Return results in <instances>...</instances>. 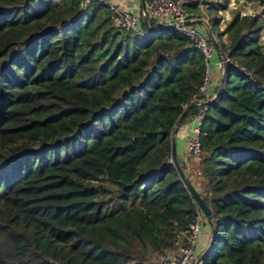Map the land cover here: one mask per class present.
Returning <instances> with one entry per match:
<instances>
[{
	"label": "trees",
	"instance_id": "obj_1",
	"mask_svg": "<svg viewBox=\"0 0 264 264\" xmlns=\"http://www.w3.org/2000/svg\"><path fill=\"white\" fill-rule=\"evenodd\" d=\"M140 17L136 33L106 3L0 0V264H154L186 242L200 209L172 134L200 109L204 56ZM263 28L264 10L234 11L219 32L238 65L214 88L195 181L175 138L212 212L199 264H264Z\"/></svg>",
	"mask_w": 264,
	"mask_h": 264
},
{
	"label": "built area",
	"instance_id": "obj_2",
	"mask_svg": "<svg viewBox=\"0 0 264 264\" xmlns=\"http://www.w3.org/2000/svg\"><path fill=\"white\" fill-rule=\"evenodd\" d=\"M113 1L114 0H80V5L86 8L95 2L106 3L113 12L115 23L119 28L141 33V7L122 8L121 2L115 3ZM202 1L203 0H149L146 2V14L148 19L153 20L159 25L174 23V29L190 37L204 56L205 73L197 91L191 98V101L199 105L200 109L198 112L191 115L187 123H183L182 125L179 123L178 125V129L181 128L186 135L185 160L188 164L193 161V163L197 165L203 155L200 132L208 107L206 101L214 96V87L217 86L221 77L224 75L225 67L230 64L234 66L238 65L228 53L220 50L217 41L211 34L207 22L204 23L210 31L211 40L190 25V22L194 19L191 17L189 6L192 3H197L199 6L202 4ZM215 53H219V57L216 60L213 59ZM214 67L219 71L218 78L213 77L212 68ZM196 167L194 169L195 174L198 173ZM202 216L203 214L201 210H199L195 219L189 226L186 242L177 245L175 252L170 250L164 256L159 257L155 264L193 263L197 257L196 247L200 240Z\"/></svg>",
	"mask_w": 264,
	"mask_h": 264
},
{
	"label": "rangeland",
	"instance_id": "obj_3",
	"mask_svg": "<svg viewBox=\"0 0 264 264\" xmlns=\"http://www.w3.org/2000/svg\"><path fill=\"white\" fill-rule=\"evenodd\" d=\"M209 1L210 0H205V3H204L205 5H203V3L199 5L200 9H203V11H204L201 14H197V13L194 14V13H191V12L190 13H191V15H192L191 17H193V19H196V18L203 19V18H201V16H202L205 19H207V21H209V23H210L209 29L212 31L213 35H215L214 37H216V41H217L219 47H220L221 43L223 42L222 41L223 38L222 37L219 38V36H220L219 32L222 31L226 27L227 23L231 20L232 12L239 11V13L241 15H256V14L260 15V16L263 15V10H264L263 6L260 5V4H257V3H251L248 0H230L228 5H227V8L219 9L217 11H212L210 13L208 11L209 6L212 5V4L213 5L220 4L222 0H211V2H209ZM216 18H219L218 25L222 26V30H220V31H218L219 30L218 25L216 26L215 23H214V19H216ZM197 23L199 24L200 22H197ZM220 24H223V25H220ZM192 26L195 29H197L198 31H201V30H199L200 28L195 27L193 24H192ZM202 34L205 37H207L208 39L211 40L210 31L208 29L204 30L202 32ZM225 39H226L225 41L227 42V36H226ZM260 41H261V43L263 45V51H264V28H263V30L261 32ZM189 163H190V165L188 166V169L191 172V179L193 181H195L197 174H195L194 169H195L197 164L193 163V161H191ZM196 171L198 172V169H196ZM115 206L117 207V205H115ZM203 218L204 219H203V225H202V229H201L200 239H201V241H203V240L206 241L207 238L210 237V231H209L210 230V226H209V222L207 221L205 216ZM157 260H155V263H156Z\"/></svg>",
	"mask_w": 264,
	"mask_h": 264
},
{
	"label": "water",
	"instance_id": "obj_4",
	"mask_svg": "<svg viewBox=\"0 0 264 264\" xmlns=\"http://www.w3.org/2000/svg\"><path fill=\"white\" fill-rule=\"evenodd\" d=\"M141 2V12H142V19H143V23L147 29L148 32H161V31H165V30H170V29H174V23H168L165 25H160L157 27L151 26L148 22V18H147V14H146V1L145 0H140ZM223 84V76L220 79L219 82V88L222 86ZM218 92L208 101H206V103L209 105L210 103H212L215 98L217 97ZM183 116V114L181 115V117ZM180 123V122H179ZM179 123L176 125V127L173 130V134H172V159H173V163L179 173V176L181 178V180L183 181L184 185L186 186V188L188 189V191L190 192V194L192 195V197L194 198V200L196 201L199 209L201 210L202 214L205 216V218L209 221L210 226H211V238L210 241L208 243V245L205 248V251L200 255L197 256L196 259L193 261L192 264H199L202 256L207 252V250L209 249V247L211 246V244L213 243L214 240V231H213V227H212V212L210 210V208L204 203L202 197L198 194V192L196 191V189L193 187L192 183L190 182L189 178L185 175V173L182 171L178 160H177V156H176V152H175V136L176 133L178 131V125Z\"/></svg>",
	"mask_w": 264,
	"mask_h": 264
},
{
	"label": "crops",
	"instance_id": "obj_5",
	"mask_svg": "<svg viewBox=\"0 0 264 264\" xmlns=\"http://www.w3.org/2000/svg\"><path fill=\"white\" fill-rule=\"evenodd\" d=\"M113 2H115V3H119V2H121L122 4H121V7L122 8H129V7H135V6H140L141 7V2H140V0H114ZM201 14V13H200ZM207 17V16H206ZM201 18H203V19H200V18H196V19H194V20H192L191 22H190V25L192 26V24L195 26V27H198V28H200L199 30H201L200 32L202 33L204 30H206L207 29V25L204 23V22H207L208 23V25H209V21H207V19H205L204 17H202L201 16ZM208 18V17H207ZM197 22H200L199 24L197 23ZM220 25H223V24H220ZM193 27V26H192ZM218 27H219V30L218 31H220V30H222V26H219L218 25ZM211 31V30H210ZM211 34H212V36L214 37L215 35H213V33H212V31H211ZM225 35H223V36H219V38H223L222 39V41L223 42H226L225 40V38H226V36L224 37ZM215 38V40H216V37H214ZM218 39V38H217ZM219 40V39H218ZM219 57V56H218ZM217 55L215 54L214 56H213V59L214 60H216L217 58ZM212 74H213V77L214 78H218V76H219V71L214 67V68H212ZM215 88V87H214ZM190 117L191 116H189V117H187V119L185 120V122L184 123H187L188 121H189V119H190ZM179 130V132L177 131V133H176V136H175V138H177V151H178V155H179V158H180V160L182 161V163L185 165V166H189L190 165V163L188 164V162L185 160V156H186V153H185V150H186V148H185V144H186V135H185V133H184V131L180 128V129H178ZM202 225H203V221H202V224H201V229H202ZM205 240H203V241H201V239L199 240V243H198V245H197V247H196V255H198V253L201 251V250H203L204 248H206V246L208 245V241H209V238H207V240L204 242ZM175 250H176V248L175 249H173L172 250V252H175Z\"/></svg>",
	"mask_w": 264,
	"mask_h": 264
}]
</instances>
